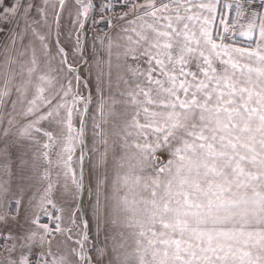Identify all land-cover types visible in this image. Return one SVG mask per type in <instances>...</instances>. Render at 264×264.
<instances>
[{
  "label": "snow or ice",
  "instance_id": "6c2138e0",
  "mask_svg": "<svg viewBox=\"0 0 264 264\" xmlns=\"http://www.w3.org/2000/svg\"><path fill=\"white\" fill-rule=\"evenodd\" d=\"M0 264H264V0H0Z\"/></svg>",
  "mask_w": 264,
  "mask_h": 264
}]
</instances>
